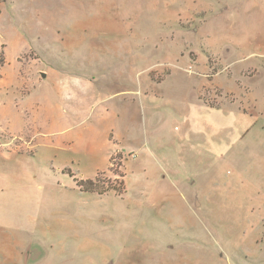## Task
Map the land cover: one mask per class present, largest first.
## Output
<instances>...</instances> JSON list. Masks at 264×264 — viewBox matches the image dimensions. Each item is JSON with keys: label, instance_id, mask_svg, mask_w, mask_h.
Here are the masks:
<instances>
[{"label": "rangeland", "instance_id": "1", "mask_svg": "<svg viewBox=\"0 0 264 264\" xmlns=\"http://www.w3.org/2000/svg\"><path fill=\"white\" fill-rule=\"evenodd\" d=\"M258 229L264 0H0V264H215Z\"/></svg>", "mask_w": 264, "mask_h": 264}, {"label": "crops", "instance_id": "2", "mask_svg": "<svg viewBox=\"0 0 264 264\" xmlns=\"http://www.w3.org/2000/svg\"><path fill=\"white\" fill-rule=\"evenodd\" d=\"M256 231L250 237L248 235L242 241L239 240L240 242L233 249L223 245L226 255L229 257L220 255L218 258H211V261L206 259V262L225 264L227 258H231L233 264H264V234L261 233V229Z\"/></svg>", "mask_w": 264, "mask_h": 264}, {"label": "trees", "instance_id": "3", "mask_svg": "<svg viewBox=\"0 0 264 264\" xmlns=\"http://www.w3.org/2000/svg\"><path fill=\"white\" fill-rule=\"evenodd\" d=\"M89 182H90L92 185L97 184V180H90ZM91 190H93V189L91 188Z\"/></svg>", "mask_w": 264, "mask_h": 264}, {"label": "water", "instance_id": "4", "mask_svg": "<svg viewBox=\"0 0 264 264\" xmlns=\"http://www.w3.org/2000/svg\"><path fill=\"white\" fill-rule=\"evenodd\" d=\"M45 76V74H43Z\"/></svg>", "mask_w": 264, "mask_h": 264}]
</instances>
